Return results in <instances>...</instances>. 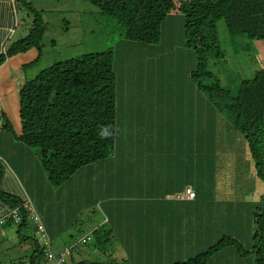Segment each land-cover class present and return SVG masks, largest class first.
Masks as SVG:
<instances>
[{"label": "rangeland", "instance_id": "obj_1", "mask_svg": "<svg viewBox=\"0 0 264 264\" xmlns=\"http://www.w3.org/2000/svg\"><path fill=\"white\" fill-rule=\"evenodd\" d=\"M25 1L34 7L47 28L41 40V46L44 48L42 49L40 64L38 62L32 65L36 55L31 50L27 54L9 59L8 65L5 66L6 71L0 83V91L2 92V104L6 113L8 112L7 119L11 124L15 125L17 121L18 95L21 85L33 79L42 69L87 54L111 50L115 61L114 72L117 75L114 152L106 161L82 169L84 173H77L72 180L59 188L52 186L44 173L47 184L43 182L36 187L37 191L34 200L31 202L36 210L40 209L43 215H48L49 222L51 220V223L54 224L52 229L50 227L53 232V234L50 233L52 251L59 254L63 253L70 244L78 242L83 234L89 232L86 231V228L92 224L97 227L102 225L113 226L110 228L112 234L119 233L123 227L124 216L129 213L127 206L131 202V199H128L130 202L125 203L123 200L127 197L132 198V193L134 194L137 191L132 190L131 193L130 190L124 188L121 196L123 199H114L110 204H107L104 199L109 200V194L114 198L118 197L117 187L119 185L113 188L110 187L109 192L111 193L105 188L98 189L95 194L84 196V201L81 204L83 209L79 210L78 196L80 189L88 187V185L92 187L101 184L97 181L104 178H99L98 173H102L103 176L112 173H122L123 176L124 173H140V170L143 173L141 167L144 166L149 167L144 173H150V171L156 173L151 169V164L148 163V160L153 159L155 160L153 163L158 166L159 163L156 160L162 158L159 153L160 146L157 145L156 133L161 132L164 139L173 127L172 123L159 122L160 128L157 131L156 118L160 112L165 111L167 116L179 117L177 108H174L175 114L170 115V107L179 106L186 114L179 118L176 126L178 127L184 123L181 125V130L184 133L188 127V124L185 123L189 122L190 126V123L196 117L197 122L201 121L199 104H202V102L195 97L196 87L189 76L190 72L196 69L198 61L193 49L187 48L183 43L186 40L184 36L185 17L181 14L168 15L162 25L160 42L156 45L145 46L125 41L123 31L117 28L116 22L103 15V13L101 14L87 0ZM28 14L29 12L21 14L20 19L24 20V26L15 34L10 45L27 37L28 30L33 28L34 20L38 16L37 14ZM217 37L220 51L215 55V52L209 54L206 58L205 68L212 73L224 90L235 94L242 81L253 79L258 71L264 69V41L250 40L240 33L231 34L223 20L217 23ZM167 61H173L172 66L168 65L162 68L172 69L173 73L169 70L156 69L158 68L156 64H166ZM149 68L153 72V76L147 74ZM171 75L172 77H170ZM176 81L179 87L172 90L176 85ZM211 83V81H208L205 84L209 85ZM178 89L181 90L175 92ZM147 103L151 104L147 105ZM157 103L164 107L158 110L159 104ZM213 119L216 121L215 115H213ZM226 133L232 139L242 140L241 135L237 132L226 131ZM243 145L245 155L249 157V165L247 166L252 168L247 173H240L244 177L242 185L247 187L254 178L255 173H257L258 168L254 166L255 161L249 156L247 145L245 143ZM33 151L37 154L36 150L33 149ZM143 157L146 159V164L137 162ZM242 166L246 170V166ZM90 170L99 172L90 177L87 173ZM219 174L225 178L226 186H224V179ZM219 174L217 173V177H214L211 181L204 179V174H199L195 178L191 190L197 195L196 185L200 184V186L205 187L202 199L199 200L203 203L202 207L182 210L183 214L186 212L184 214L185 222H181V227L185 232L192 225L188 223L191 218L187 214L192 213L193 220H198L199 226L202 220L207 221V225L205 222L204 224L210 234L206 232L203 234L201 239H204V242L200 243L198 249L193 250L191 257L206 252V249L215 244L222 236H228L229 239L232 238L235 242H238L241 250L248 252L249 255L237 254L236 247L230 245L228 248L208 257L205 264H253L254 260L250 249L253 243L251 238L254 226L251 216L256 208L264 207V199H262L264 195V178L262 177L263 179L259 181L254 178L250 186L254 188L253 194H242L240 196V194L234 192L238 173H230V176H228L229 173ZM139 179H133L136 182L138 181V187L139 182L142 187L149 182L157 183L155 185L158 187L161 185L159 178ZM129 181L126 177L123 179L121 186L128 184ZM210 184L211 187L208 188ZM163 185L164 188L167 187V184ZM214 186L220 187V190L215 191ZM257 190L261 192L260 198L257 196ZM183 195H171L170 198L174 200L178 196L181 199ZM140 204H137V206ZM122 206H124V209H122ZM206 208L207 210H205ZM208 215L210 220H205ZM199 217H202V219ZM108 218L112 220L107 224L104 221ZM211 220L213 223L208 222ZM114 225H117V227H114ZM14 230H5L4 234H10L11 231V236L3 237L0 233V264H13L11 261L20 254L19 248H17L19 242ZM204 230L197 228L196 232H203ZM29 235L33 236V232L30 231ZM116 238L118 237L116 236ZM196 244L199 245V243ZM81 246H78L80 252H88L86 247ZM27 251L26 253L29 254L30 252ZM75 252H72L71 257H76L77 261ZM80 252V256L89 261L87 253L81 254ZM71 257L67 254V259ZM98 257L97 262L108 264V260L103 255L100 254ZM181 261L182 259L177 256V258L172 259L171 264H180ZM166 264H168V260H166Z\"/></svg>", "mask_w": 264, "mask_h": 264}, {"label": "trees", "instance_id": "obj_2", "mask_svg": "<svg viewBox=\"0 0 264 264\" xmlns=\"http://www.w3.org/2000/svg\"><path fill=\"white\" fill-rule=\"evenodd\" d=\"M20 2L21 9L36 15L33 28L28 30L27 37L10 45L0 58V65L18 55L35 52V63L40 64L42 49L41 40L47 25L39 14L25 0ZM101 14L116 22L121 29L125 41L139 45H156L161 40L162 25L168 15L185 17V38L187 48H192L197 56V67L189 74L195 88V96L200 102L207 104L211 111L208 127L218 132L219 127L225 131H234L241 135L242 142L248 147L249 155L255 161L259 180L264 178V69L258 71L253 79L242 81L235 94L224 90L215 80L212 73L206 70V58L209 54L219 53L217 23L223 20L231 34H243L250 40L264 41V0H87ZM36 17V16H35ZM121 62V61H120ZM173 61L156 64L159 70L172 66ZM38 64V65H39ZM114 55L111 50L102 53L87 54L77 59H69L47 69L21 85L18 95L19 103V135L14 136L27 148L37 151L42 171L54 187H62L82 169L98 162L106 161L112 154L116 140V72ZM153 76L150 68L147 71ZM172 77V75L170 76ZM166 78V77H164ZM162 78V79H164ZM212 83L207 85L206 82ZM179 85V84H178ZM177 81L172 90L177 89ZM149 97V96H148ZM199 104V108L204 104ZM179 117H183L182 109ZM171 109L170 115H174ZM216 116V121L213 119ZM0 108V130L12 131L9 121L5 119ZM202 119V118H200ZM174 122V121H173ZM201 132V131H200ZM199 133V131H198ZM199 140V139H198ZM223 145L215 146L220 152ZM204 152V150H203ZM198 155L197 163L203 162L204 154ZM199 154L201 152L198 151ZM220 157L217 165L211 170L219 173H238L241 185L247 173L238 162ZM211 160V162H213ZM245 166V164H243ZM155 168V165H153ZM204 167V166H203ZM201 167L199 171L206 170ZM1 174V173H0ZM263 177V178H262ZM264 181V179H263ZM227 182V181H226ZM228 184V182H227ZM236 185V184H235ZM196 198V195L195 197ZM0 199L7 205L6 214L21 208L26 200H19L0 193ZM264 199V195L262 197ZM264 201V200H263ZM254 226L251 254L253 264H264V207L256 208L252 213ZM1 229H15L20 254L13 264H44L45 248L39 245L34 236V228L25 217L21 225L13 226L6 223ZM33 232V236L29 232ZM48 234V232H47ZM91 240L82 245L88 252H80L77 247L72 258L69 254L66 264H105L97 262L101 254L108 260L107 247L110 243L109 233L103 229L94 230ZM49 235V234H48ZM83 235V236H85ZM50 236V235H49ZM82 236V237H83ZM234 245L239 255H249L241 250L240 244L228 236H222L215 244L210 245L206 252L180 264H205L208 257L220 250ZM99 250L101 252H96ZM30 253L27 254L26 251ZM27 251V252H28ZM81 254L87 253L84 260ZM92 252V253H91ZM91 256V257H89ZM107 257V258H106Z\"/></svg>", "mask_w": 264, "mask_h": 264}, {"label": "crops", "instance_id": "obj_3", "mask_svg": "<svg viewBox=\"0 0 264 264\" xmlns=\"http://www.w3.org/2000/svg\"><path fill=\"white\" fill-rule=\"evenodd\" d=\"M20 7V2L17 0H0V58L5 54L6 49L12 42L15 34L24 26V20L20 19V16L23 12L25 13V11ZM8 62L9 61L6 60L0 65V83L3 74L6 71L5 66L8 65ZM177 87H179L178 84ZM179 90L181 89H178L175 92ZM1 94L2 92L0 91V108L4 117H6L5 119H7L8 112L6 113L5 107L2 104ZM149 104L151 103H147V105ZM203 104L204 107L199 108V116L202 118L201 121L197 122L196 117L195 120L193 119V122L190 123V126L189 122L185 123L188 124L185 133L181 130V125L184 123L178 127L176 126L179 119L176 118L175 120L174 118H170L165 114V111H162L157 115V131L160 128L159 122H165L167 124L172 123L173 127L164 139L161 132L156 133L158 140L157 145L160 146L159 153L162 158L156 160L157 163H159L158 166L153 163L155 160H148V163L151 164V169L156 173H151V171L150 173H144V171L149 168L145 166L141 167L143 173H141V170L139 169L140 173H124L123 176L121 175L122 173H112L106 176H103L102 173H98L97 175L99 178H104L97 181L101 184L92 187L88 185V187L80 189L78 196L79 210L83 209L81 204L82 201H84V196L93 195L98 189L105 188L108 189L109 192L110 187L113 188L119 185L117 187L118 197L114 198L109 194V200L104 199L107 204H110L114 199H123L121 196L124 188L130 190L131 193L132 190L137 191L134 194L132 193V198L127 197L123 200L125 203L130 202L128 199H131V202L127 206L129 213L124 216V220L122 221L123 227L120 229L119 233L115 232L114 235L112 234L110 228L113 226L107 227L102 225L97 227L95 224H92L90 227L86 228V231H89L87 233H93L94 230L99 229H103V231L109 233L110 243L107 247L109 264H166V260H168V264H171L172 259L177 258V256L182 259L181 262H185L194 258L191 257V253L193 250L200 247V243L204 242V239H201L203 234H205V232L209 234V231L206 228L207 221L205 222L202 220L199 226L198 220H193L192 213L187 214V216L191 218V221L188 223L192 224L189 226L188 231L185 232L181 227V222H185L184 219H186L184 215L186 212L183 214L182 210L185 211L191 208L198 209L199 207H202L203 203L201 201L199 202V200L202 199L205 187L200 186V184L196 185L197 195L193 200L186 199L183 194L186 193L187 189L191 190L192 185L195 183V178L198 177L199 174H204V179L207 181H211L214 177H217V173L219 174V172L218 170H211V165L214 164L213 167H215L217 161H220L219 159L222 155H224L223 158L230 159L231 153V162H238L242 165L245 164V166L249 165V157L245 155L244 145L241 143L242 141L240 139L236 140L235 138L232 139L228 137L224 127H219L218 132L213 131L208 127L207 120L208 117H210L209 113H211V111L209 110L210 107L208 108L204 101L201 105ZM163 107L164 106L159 104L158 110H161ZM176 107L170 108L174 109ZM18 113L19 103L16 124L13 125L9 122L12 131H9L8 129L0 130V193L7 195L8 197L10 196L19 200L27 199L32 202L37 191L36 187L43 182L44 184L47 183L44 175L45 172L42 171L36 153L32 149L21 144L14 137L19 135L20 132ZM219 145L224 146H221L222 148L219 149L220 152L215 148V146ZM198 151L201 152V154H199ZM202 152L205 155L203 158L204 161L197 163L198 155L201 156ZM213 159L214 161L211 162ZM137 162L146 164V159L143 157ZM153 165H155V168ZM201 167H203L206 172L199 171V168L201 169ZM250 169L252 168L249 167L248 170ZM96 172L99 171L90 170L87 173H89L88 176L92 177ZM79 173H84V171L81 170ZM219 176L222 177L220 174ZM126 177L130 181L128 184L121 186L123 179ZM137 178H159L161 185L158 187L155 185L157 183L149 182L142 187L139 182L138 187V181L136 182L133 180ZM222 178L225 183V178ZM254 178L259 181L257 173H255ZM254 178L247 187H243L242 183L241 185H238L239 182L237 181L235 183L236 189L234 192L238 195L240 194V196L242 194H253L254 188L250 186L254 181ZM163 184H167V187L164 188ZM224 186H226V183ZM210 187L211 184L208 188ZM214 190H220V187L214 186ZM171 195L183 196H181V199L177 196L176 199L171 200ZM260 195L261 192L257 190L258 198H260ZM137 204L140 205L137 206ZM123 207L124 206H122V209H124ZM205 210H207V208ZM6 211L7 205L0 199V218ZM41 211L42 210L40 209L36 210L48 234H53L51 229L54 224L51 223V220L49 222L48 215H43ZM132 212H134V214H132ZM167 216L169 217L168 219ZM202 217L199 218L202 219ZM208 219L210 220L209 215L205 220ZM45 220L47 221L49 229ZM110 220L112 219L108 218L104 222L108 224ZM124 222H126V224H124ZM208 222L213 223L212 220ZM114 227H117V225H114ZM197 228L205 230L203 232H196ZM5 230L9 229L0 228L1 235H3V237L11 236V231L10 234H4ZM14 232H16V230H14ZM49 235L48 237L51 241ZM116 236L118 238H116ZM196 243H199V245ZM95 251L100 252L96 249ZM200 254H202V252Z\"/></svg>", "mask_w": 264, "mask_h": 264}, {"label": "built area", "instance_id": "obj_4", "mask_svg": "<svg viewBox=\"0 0 264 264\" xmlns=\"http://www.w3.org/2000/svg\"><path fill=\"white\" fill-rule=\"evenodd\" d=\"M185 197L188 200H193L195 197L194 192L190 189L186 190ZM25 217L31 222L34 228V235L39 245L45 248V263L44 264H66L67 254L76 250L79 245H84L91 240L90 234L81 237V239L73 244H70L63 253L55 254L52 251V246L48 238L45 226L41 221L40 216L37 214L35 208L29 200H25L21 208H16L9 211L6 216L0 218V227H4L6 223L11 222L13 226L18 227L22 224Z\"/></svg>", "mask_w": 264, "mask_h": 264}, {"label": "bare ground", "instance_id": "obj_5", "mask_svg": "<svg viewBox=\"0 0 264 264\" xmlns=\"http://www.w3.org/2000/svg\"><path fill=\"white\" fill-rule=\"evenodd\" d=\"M49 238V237H48ZM50 240V239H49ZM50 243H51V241H50ZM65 251V250H64ZM72 252H74V251H72ZM70 254V253H69ZM46 258V257H45Z\"/></svg>", "mask_w": 264, "mask_h": 264}, {"label": "clouds", "instance_id": "obj_6", "mask_svg": "<svg viewBox=\"0 0 264 264\" xmlns=\"http://www.w3.org/2000/svg\"><path fill=\"white\" fill-rule=\"evenodd\" d=\"M27 200V199H26ZM47 232V231H46ZM35 236V235H34Z\"/></svg>", "mask_w": 264, "mask_h": 264}]
</instances>
